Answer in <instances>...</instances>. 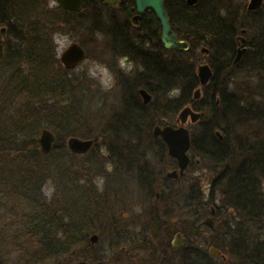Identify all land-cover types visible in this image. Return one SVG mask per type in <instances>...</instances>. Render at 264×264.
<instances>
[{
	"label": "trees",
	"instance_id": "1",
	"mask_svg": "<svg viewBox=\"0 0 264 264\" xmlns=\"http://www.w3.org/2000/svg\"><path fill=\"white\" fill-rule=\"evenodd\" d=\"M53 1L0 0V264H264V2L248 10L244 0H164L184 50L163 46L151 10L132 27L106 15L104 0H83L79 12ZM77 27L90 35L80 43L87 57L105 38L109 59L131 64L109 62L112 96L92 93L60 63L54 35ZM201 60L212 70L204 86ZM187 105L200 113L191 161L166 180L176 163L152 128L174 124ZM45 127L55 135L47 154L38 143ZM71 136L91 139L89 152L70 151ZM191 166L208 176H188ZM94 176L105 178L103 190ZM177 233L185 243L173 247Z\"/></svg>",
	"mask_w": 264,
	"mask_h": 264
},
{
	"label": "water",
	"instance_id": "2",
	"mask_svg": "<svg viewBox=\"0 0 264 264\" xmlns=\"http://www.w3.org/2000/svg\"><path fill=\"white\" fill-rule=\"evenodd\" d=\"M189 5L194 4L197 0H186ZM55 2L63 9L69 11H80L82 7V0H55ZM108 2H116V0H109ZM105 2V3H108ZM263 3V0H249L247 8L249 10L258 9ZM136 15L133 21L136 23L139 15L145 9H151L159 20L161 34L160 39L165 48L187 49L188 43L178 40L176 33L171 29L169 18L164 7V0H135ZM2 35H4V28H1ZM243 41V39H242ZM205 51V49H202ZM245 47L239 46L234 59V62L239 60ZM2 56V44H0V58ZM86 57L84 48L76 42L71 43L61 54L60 61L67 69L76 67ZM197 75L201 86L206 85L212 77V70L207 63L200 64L197 68ZM143 102L148 103L151 100V95L145 89L139 91ZM200 97V89H196L194 92V99ZM200 117V113L193 110L190 106H185L178 114L176 125H165L163 127L156 125L153 128V136L160 137L167 146L168 154L170 157L176 160L177 169L168 171L165 174L166 179L178 178L182 176L185 169L190 162L189 149H190V134L189 130L185 127L187 120L190 118V122H196ZM54 140V134L47 128H43L40 132L38 142L40 145V151L44 154L48 153L51 149L52 142ZM92 145L91 140H83L76 137H71L67 141L69 149L75 152H85ZM205 223L209 226L212 225V219L208 216L205 219ZM97 235L91 236V241L95 242ZM185 240L180 234H176L172 244L174 247H179L184 244ZM209 252L213 255L220 256L221 252L214 247L209 249ZM225 258L224 256H222ZM76 264H88L86 261H79Z\"/></svg>",
	"mask_w": 264,
	"mask_h": 264
},
{
	"label": "rangeland",
	"instance_id": "3",
	"mask_svg": "<svg viewBox=\"0 0 264 264\" xmlns=\"http://www.w3.org/2000/svg\"><path fill=\"white\" fill-rule=\"evenodd\" d=\"M248 2L249 0H244L245 6H247ZM113 9L114 7H111V8H108L107 10H104V12L106 15L109 13H113L116 15V18H117L119 14L115 12ZM1 36H4V35H2L1 33ZM89 38H90V35L86 31H83L82 29H78V27L74 31L71 30V31L58 32L57 34L54 35V42L56 44L57 56L59 57L60 53L65 48H67L72 41H77L85 45V43L86 44L89 43ZM105 42L106 40L105 38H103L96 45L91 44L89 46V51H90V54L92 53V57H87L77 68H75L74 75L75 77L83 76L82 78L85 80L84 82L85 88L87 86V89H89L92 93H96L97 91H101V92L110 91L107 93L109 94V96H112L113 93L111 92V90L115 85V78H114V73L109 66V62H111V64L114 65L115 67H118V66L119 68L121 67L124 71H127L129 68H131V64H128L127 61L122 60V57H119V56L117 57L113 56L114 58L109 59V54L106 51H104L106 50V46H103ZM101 58H103L104 60ZM201 62H204V61L202 60L199 61V63ZM111 99L112 97L110 98V100ZM195 123H191L190 120L188 119L186 126L188 129H190L191 127H193V124ZM165 165L166 163L165 164L160 163L158 166H165ZM195 169H196L195 166L194 167L191 166L190 173L188 174V176H190V174L191 175H204L206 177L208 176V174L205 175L206 173L204 171L202 172V174H200L199 172H195L194 171ZM164 172L166 173V169ZM92 182L95 186H97V188H99L100 191L103 190L102 186L104 185L105 178L101 176H94ZM43 190L47 198H50L54 190V186L52 182L51 181L47 182L43 186ZM7 204L9 205L10 203L8 202ZM207 217L208 215L205 216L204 218L206 219ZM212 225H213V220H212ZM97 241L103 243V245L107 247L105 239L97 238V240L94 243H96Z\"/></svg>",
	"mask_w": 264,
	"mask_h": 264
},
{
	"label": "flooded vegetation",
	"instance_id": "4",
	"mask_svg": "<svg viewBox=\"0 0 264 264\" xmlns=\"http://www.w3.org/2000/svg\"><path fill=\"white\" fill-rule=\"evenodd\" d=\"M105 2H108V0H104L103 1V5L108 7V8H111L114 7L113 10L115 9H122V11H124V16L122 15V13L119 14L118 18H125L126 20V24H130L132 27H136L137 24L140 23V21L143 19L144 17V13L146 12L145 10L139 15V18L137 19V24L133 23V18H134V15L136 14V10H135V0L133 2V5L132 6H128L130 5V0H116L115 3H112V2H108V3H105ZM128 62V60H127ZM129 63V62H128Z\"/></svg>",
	"mask_w": 264,
	"mask_h": 264
}]
</instances>
